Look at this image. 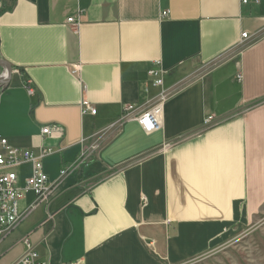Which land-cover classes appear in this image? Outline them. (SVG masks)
Instances as JSON below:
<instances>
[{
	"label": "crops",
	"instance_id": "0c3cea01",
	"mask_svg": "<svg viewBox=\"0 0 264 264\" xmlns=\"http://www.w3.org/2000/svg\"><path fill=\"white\" fill-rule=\"evenodd\" d=\"M0 60V138L52 148L59 184L2 238L0 264L27 237L46 264H181L264 208V0H0ZM163 91L146 135L134 118ZM16 172L23 186L32 167Z\"/></svg>",
	"mask_w": 264,
	"mask_h": 264
},
{
	"label": "built area",
	"instance_id": "2783aa9c",
	"mask_svg": "<svg viewBox=\"0 0 264 264\" xmlns=\"http://www.w3.org/2000/svg\"><path fill=\"white\" fill-rule=\"evenodd\" d=\"M243 4H260L262 0H241ZM168 13H163L166 17ZM69 24L78 26V22L71 18ZM243 39H248V34H242ZM150 76L154 78V85L163 86V72L161 70L151 71ZM33 93L32 90L29 91ZM168 93L162 92L158 100L147 110L140 113L134 119L146 135H151L162 129V112L167 101ZM97 114V110L89 103H83V114ZM126 115L122 121L131 119V108H125ZM208 123V122H207ZM52 127L46 126L41 129V135L50 136ZM52 148H42L39 154L29 150L13 148L6 139L0 138V241L10 231L14 230L24 219L27 213L34 211L39 206L49 205L51 200L56 196L59 184H52L43 169V159L53 154ZM24 164H30L32 174L25 180L23 186L19 185V177L16 169ZM70 169L61 172V177H66ZM28 194H33L35 200L28 211L20 212V203ZM52 217H49V221ZM24 252L13 264H46L41 261L36 246L33 245L27 237L23 239Z\"/></svg>",
	"mask_w": 264,
	"mask_h": 264
},
{
	"label": "rangeland",
	"instance_id": "374dc122",
	"mask_svg": "<svg viewBox=\"0 0 264 264\" xmlns=\"http://www.w3.org/2000/svg\"><path fill=\"white\" fill-rule=\"evenodd\" d=\"M3 72L0 67V78ZM181 264H264V208L245 227L228 231L208 252Z\"/></svg>",
	"mask_w": 264,
	"mask_h": 264
},
{
	"label": "water",
	"instance_id": "95a60500",
	"mask_svg": "<svg viewBox=\"0 0 264 264\" xmlns=\"http://www.w3.org/2000/svg\"><path fill=\"white\" fill-rule=\"evenodd\" d=\"M0 67H2L4 69V71H7V75H8L6 80L0 82V85L4 86V85H7L10 83L11 76L13 73V69L10 65H8V63H6L5 61H2V60H0Z\"/></svg>",
	"mask_w": 264,
	"mask_h": 264
},
{
	"label": "bare ground",
	"instance_id": "6f19581e",
	"mask_svg": "<svg viewBox=\"0 0 264 264\" xmlns=\"http://www.w3.org/2000/svg\"><path fill=\"white\" fill-rule=\"evenodd\" d=\"M5 72H6V75H5L3 78H0V82H1V81H4V80L7 79V77H8V75H7V71H4L3 73H5Z\"/></svg>",
	"mask_w": 264,
	"mask_h": 264
},
{
	"label": "trees",
	"instance_id": "16d2710c",
	"mask_svg": "<svg viewBox=\"0 0 264 264\" xmlns=\"http://www.w3.org/2000/svg\"><path fill=\"white\" fill-rule=\"evenodd\" d=\"M4 87V86H3Z\"/></svg>",
	"mask_w": 264,
	"mask_h": 264
}]
</instances>
